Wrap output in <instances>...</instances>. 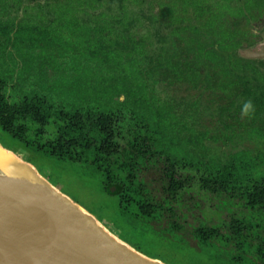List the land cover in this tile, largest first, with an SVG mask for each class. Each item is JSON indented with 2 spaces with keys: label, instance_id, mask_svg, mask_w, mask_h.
<instances>
[{
  "label": "trees",
  "instance_id": "16d2710c",
  "mask_svg": "<svg viewBox=\"0 0 264 264\" xmlns=\"http://www.w3.org/2000/svg\"><path fill=\"white\" fill-rule=\"evenodd\" d=\"M256 4V0H246L245 7L249 10ZM188 5L192 12L187 13ZM156 6L161 9L149 19L157 27L151 37L143 35L140 38L131 34L132 20L123 19V16L109 21L112 27L106 24L104 27H85L86 34H80V23L58 9L57 25H74L69 29L78 30L72 34L75 37H83V50L75 46L73 50L69 49L72 46H67V42H73L69 38L62 40L65 30L60 26L52 27L55 20L44 24L45 20L41 18L39 24L32 25L24 18V25L16 28L12 45L18 53L24 49V57L27 52L31 56L39 48L35 58L41 61L39 67L47 71L45 77L51 81L25 91L17 101L10 102L3 92L5 78L0 76V128L21 144L56 161L78 160L86 163L93 172L100 173L105 193L119 199L121 215L150 216L156 210L167 212L163 203L176 200L177 194L192 179V175L182 176L184 171L195 169L199 172L203 167L198 177L200 189L229 199H246L247 205L257 212L258 220L252 222L232 215L225 225L229 237L219 230V226H201L192 234L201 242H213L222 236L235 248L233 253L228 252L233 261L247 258L249 264H264V72H259L253 61L234 58V50L242 43L236 37L240 31L233 27L237 21L225 20L222 11L229 10V14L239 16L240 8L218 1L208 3L207 0H191L190 3L167 0ZM165 18L168 19L166 23ZM158 24L171 30L162 33ZM13 25L12 20L0 22V34L5 37L13 30ZM187 29L190 35L183 34ZM153 36L159 46L152 54H145L147 46L151 45L146 39ZM25 41H29V45H24ZM56 43L63 44H59L54 56L50 49L53 50ZM75 49L86 58L88 55L92 58L81 64V69L80 64L62 59ZM140 55L147 59L145 73L151 79L150 83L132 89L127 85L131 82L125 71L120 76L100 75L102 69L112 73L123 65L122 59L133 64ZM69 69H73L71 75L67 73ZM94 73H98L97 79L94 83L89 82ZM114 83L118 85L119 93L106 96L103 91L112 90ZM177 83L189 84L193 89L211 90L224 103L205 106L200 111V98L194 97L196 99L182 102L185 106L182 112L185 114L190 108L192 115H179L174 111L177 104L173 100H162L156 93V84L171 86ZM95 86L96 89L102 87V98L116 103L115 110L104 112L83 105L96 99L89 92ZM145 86L150 90L149 95L144 91ZM120 92L138 95V102L132 103L129 98L120 101ZM247 100L253 102L255 112L250 118H242L241 108ZM213 112H216L215 119H208ZM51 117L56 119L57 135L53 141L42 142ZM188 117H192V121L187 120ZM188 123L200 126L199 132L196 134ZM206 123L217 124V132L208 136ZM117 126L125 128V133L118 134L122 142H116ZM235 136L239 140H235ZM207 138L222 143L226 151L207 154L208 149L203 144ZM245 140L262 147L257 148L254 155L250 148L241 144ZM198 145L204 152H194ZM78 148L79 152L76 151ZM87 209L93 213L92 208ZM103 224L107 223L103 221ZM171 227L181 228L176 222H172Z\"/></svg>",
  "mask_w": 264,
  "mask_h": 264
},
{
  "label": "rangeland",
  "instance_id": "374dc122",
  "mask_svg": "<svg viewBox=\"0 0 264 264\" xmlns=\"http://www.w3.org/2000/svg\"><path fill=\"white\" fill-rule=\"evenodd\" d=\"M7 1L8 4L11 2V5H7L4 9V11H6L0 13V20L12 19L16 21L25 18L29 20L30 24H39L38 21L42 18V20H45L44 24H50L51 20L56 18V13H54L53 9L55 0H20V4H16L13 0ZM162 1L166 2L167 0H99L95 1V3L92 0H90V2L88 0H80L79 2L72 1L71 4L75 6L74 13L76 14L77 20L80 22V34H86L85 26L81 23L95 26L98 24H104L107 20L113 22L116 18L118 19L123 16V19L132 20V25L129 27L130 32L135 37L140 38L143 35L151 37L153 34L152 31L157 25L154 21L152 22L149 19V16L157 14L159 7L156 5L158 2ZM190 1L191 0H185L186 3H190ZM207 1L208 3L218 1V3H227L230 6L240 8V13H237L239 16H236V13L235 15L229 14L231 13L229 10H222L225 12H223L225 14V20L237 21L233 27L240 31L236 37L240 38L242 43L234 50V58H242L249 60L250 62L253 61L252 64L258 68V71L264 72V0H256L257 4L254 7L249 8V10L245 7L246 0ZM178 2H180V0H178ZM187 10V13L192 12L193 9L191 5L188 6ZM67 14L71 15L70 12H67ZM192 20L194 21L195 19L193 18ZM160 21L163 22L161 18ZM164 21L166 23L168 19L165 18ZM73 26L74 25L69 24L62 26L66 34L63 35L62 40L66 41L70 36H73L72 34L74 32L78 31L76 29L66 28ZM158 29L165 34L171 30L168 26L162 27V25H159ZM32 33L35 32L33 31ZM183 34L190 35V30H185ZM69 39L72 40L77 49L83 50L81 48L83 37L77 38L73 36ZM153 39L154 36L151 39H146L151 45L147 46L145 54H152V52L156 51V47L159 46V43ZM67 44V46H71L70 41L67 42ZM69 49L73 50L74 48ZM12 59L20 60L18 57L15 58V55H13L12 58L4 57V60L0 59V74L7 72L5 75L6 82L4 83L3 92L8 101H17L25 91L32 88H38L41 83H50L51 78L45 77L47 71L39 69V60L28 58L29 66L24 64L22 67L21 64L17 63L13 65ZM87 59L90 61L92 58L88 55ZM145 64L144 60H142V63L138 68H142ZM83 73L84 72H82V74ZM117 74L118 72L113 75ZM127 77L128 80H133V76L128 74ZM84 78H86V75ZM136 80L139 81L134 82L133 85L131 83H127V85L133 89L136 88L137 85L139 86V84L143 85L146 83V80L142 81V79L140 80L138 78ZM147 82L150 83L151 79H148ZM148 86H145L146 89L144 90L146 91V95L150 94ZM100 88L101 89L96 91V94L98 95L103 91L101 86ZM103 92L109 97L113 93H119L118 85L114 83L112 90H109L108 92L104 90ZM156 93L162 100H173L174 103L177 104H175L174 111L179 115L183 113L182 111L185 108L182 102L187 100L200 98V111H202L205 106L215 107L218 103H224V100H221L211 90L203 87L193 89L189 84L185 83H177L171 86L156 84ZM120 94V101L129 98L132 103L138 102V95L134 97V93L127 94L125 92H120ZM116 99H118V97ZM100 100L101 102L91 100L83 105H89L93 110L104 112H107V109L115 110V108H117L116 103L113 101H107L103 98ZM180 101L181 104L179 105L178 102ZM188 114L192 115L190 108L186 109L184 115L187 116ZM211 114L212 116H207L208 119H215L213 115H216V112ZM191 118L188 117L186 119L191 120ZM55 120L56 119L53 117L49 119L48 124L45 126V132L41 138L42 142L53 141L55 139V136L57 135V122ZM187 125L194 127L196 134L200 130V126L193 125L192 123H188ZM119 126H117V133L115 132L116 142L123 141H121V138L118 135L119 132H122V134L125 133V128L121 129ZM205 127L208 129V136L215 134L218 129L217 124L211 123H206ZM33 129L34 128H32V130ZM187 133L190 134V132ZM32 136L35 137L34 135ZM234 139L239 140L237 136H235ZM0 143L13 149L25 159L32 162L40 173L56 185L58 189L68 194L82 206L84 205V208H92L93 213L101 219L102 223L103 221L104 223H107L104 225L110 231L117 234L135 249L148 256L158 258L168 264H249L247 258H241L240 260L234 261L230 258L231 254H228V252L233 253L235 248L230 242H227L224 237L219 236L213 242H201L192 234L194 229L201 226H219V230L229 237L225 225L230 222L232 215L238 218L251 220L252 222L258 220L257 212L247 205L246 199L240 197L229 199L224 195L211 194L200 189L198 177L200 173H202L203 167L202 170L199 171L200 173L195 169L185 171V174L192 175V179L189 180L190 183L181 190L180 194H177L176 200L172 204L170 203V207L172 209L174 208L172 214H170V212H164L163 210L164 213H160V211L156 210L157 212H154L150 216H138L133 213H122L121 215L118 207L119 199H117L116 196H111L105 193L103 190L104 185L99 179L101 176L100 173L93 172L86 163L70 159L61 162L56 161L41 151H37L32 147L21 144L17 139L13 138L1 128ZM203 144H205L208 149L207 154H217L221 153L222 150H225L222 143L215 142L212 138L204 139ZM241 144L250 148L252 150L251 153L254 155L257 153L258 149L262 147V145L248 140H245ZM241 144L240 146H242ZM76 151L79 152L80 148ZM194 152L198 154L204 151L198 145L195 147ZM177 153L180 154L179 152ZM133 209H136V207H133ZM172 222L179 223L181 228H172ZM254 232L256 233V229H253V233ZM251 257L252 259L254 258L253 261H256L254 255H251Z\"/></svg>",
  "mask_w": 264,
  "mask_h": 264
},
{
  "label": "water",
  "instance_id": "95a60500",
  "mask_svg": "<svg viewBox=\"0 0 264 264\" xmlns=\"http://www.w3.org/2000/svg\"><path fill=\"white\" fill-rule=\"evenodd\" d=\"M0 257L8 264H168L99 218L0 143ZM4 262V263H5ZM3 264V263H2Z\"/></svg>",
  "mask_w": 264,
  "mask_h": 264
},
{
  "label": "flooded vegetation",
  "instance_id": "af4514ba",
  "mask_svg": "<svg viewBox=\"0 0 264 264\" xmlns=\"http://www.w3.org/2000/svg\"><path fill=\"white\" fill-rule=\"evenodd\" d=\"M16 4H20V0H13ZM29 1H31V0H29ZM74 2V1H80V0H68V1H63V0H55V4H54V6H53V9H54V13H56V18H54L53 20H55L54 22H53V25H52V27H58V26H60V25H57V23L56 22H58V24H59V21L58 20H56L57 19V17H58V9H61V11L59 10V12H64L65 11V13H66V11L67 12H70L71 13V15H69V14H67L69 17H72V19L74 18V19H76L77 20V18H76V14L74 13V7L75 6H73L72 4H71V2ZM89 2H90V0H88ZM97 1H99V0H97ZM88 2V3H89ZM163 2V1H162ZM165 2V1H164ZM94 3H95V1H94ZM93 3V4H94ZM9 6V5H11V2L8 4V1L7 0H2L1 2H0V13H3V12H5L4 11V9H5V7L6 6ZM39 5V4H38ZM61 5H64V8H59V6H61ZM189 6V5H188ZM152 7V6H151ZM161 9V7L159 8V10ZM158 10V11H159ZM162 10H165V9H162ZM100 15H103V14H100ZM23 19L24 18H22V19H20V20H12V19H10V20H12L13 22H14V28H13V30L11 31V32H9V34H7L5 37H4V35H2V34H0V59H3L4 60V57H6V58H9V57H13V55H15V58L16 57H18L20 60H14V59H12V64L13 65H15L16 63L17 64H21L22 65V67L24 66V62L25 61H27V66H29V64H28V58H30V59H33V60H39L38 58H35V54H38V52H39V48H36L35 49V52H33L32 53V55L30 56L29 55V53L27 52V55L24 57V49L22 50V51H20L19 53L16 51V49L13 47V41H14V37H15V31H16V28H18L20 25H24L23 24ZM117 19V18H116ZM27 20V19H26ZM103 20V19H102ZM5 21H7V20H0V22H5ZM78 21V20H77ZM98 21V20H97ZM106 21V20H105ZM27 22L29 23V20H27ZM39 22V21H38ZM79 22V21H78ZM80 23V22H79ZM30 24V23H29ZM81 24H83L86 28L87 27H89V28H93V27H104L105 26V24L109 27V26H111V23L109 22V20H107V22L106 23H104V24H98V25H95V26H90V25H86L85 23H81ZM32 25H34V24H32ZM36 26H39V25H36ZM112 27V26H111ZM60 28H62V26H60ZM67 29H69L68 27H67ZM66 35V34H65ZM74 36V35H73ZM73 36H70L69 38H71V37H73ZM7 37H9V40H5V38H7ZM112 37H116V36H112ZM71 40V39H70ZM63 43H66V42H63ZM63 43H56L55 44V46H54V49L53 50H51L50 49V51H52V55H56V53H57V51H56V48L57 47H60L59 46V44L60 45H62ZM73 43H71V46L72 47H70V48H75L74 47V44L72 45ZM24 45H29V41H25V43H24ZM82 48V47H81ZM13 50V51H12ZM13 53V54H12ZM144 56V55H143ZM26 57H28V58H26ZM26 58V60H24ZM63 60H65V61H67L68 63H69V61H73L74 63H77V64H80V69L82 68V66H81V64L82 65H84V62H88L87 61V58L85 57V55L83 56L77 49H75V51H69L63 58H62ZM142 60H144V62L146 63L142 68H138L139 66H140V64L142 63ZM40 61V60H39ZM40 63H41V61H40ZM122 63H123V65H120V66H118L117 67V69L116 70H114L112 73L114 74V73H116V72H118V76H120L122 73H124L123 71H125V73H126V75L127 74H129V75H131V76H133V80H129L131 83H132V85H133V83L134 82H137V81H139V80H136L137 78L138 79H142V81H144V80H146V83L148 84L149 82H147V80L149 79L148 78V75H147V73H145L147 70H148V64H147V59L145 58V57H142V55H140V56H138V59L136 60V62H134L133 64H130L129 62H126V60H124V59H122ZM129 63V64H128ZM125 65V66H124ZM123 66L125 67V69L123 68ZM7 68V67H6ZM29 68V67H28ZM40 69V68H39ZM38 69V70H39ZM12 70V69H11ZM73 72V69H69L68 71H67V73H69L70 75H71V73ZM7 73V72H6ZM6 73H4V74H0V76L2 77V78H5V75H6ZM101 74H103V75H110L111 73L110 72H107L105 69H102V71L100 72V75ZM98 76V73H94V74H92V78H90L89 79V82L90 81H92L93 83H94V81L97 79L96 77ZM6 80V79H5ZM128 80V79H127ZM97 87L95 86L92 90H89V92H90V94H91V96H93V97H95L96 99H94V100H97V101H99V102H101V100L100 99H102V97H101V93L98 95V94H96V91L97 90H99V89H96ZM119 96H121V94L119 95ZM99 98V99H98ZM103 99H105L104 98V96H103ZM61 100V99H60ZM185 172V171H184ZM184 175L183 176H185V175H187V174H185V173H183ZM178 175H180V174H178ZM175 201V200H174ZM173 201V202H174ZM173 202H169L168 204H164L163 203V205H164V207H167V208H171L170 207V203L172 204ZM173 206V205H172ZM167 208H166V211L167 212H170V214H172V211H169V210H167ZM172 209V208H171ZM174 209V208H173ZM177 223V222H176Z\"/></svg>",
  "mask_w": 264,
  "mask_h": 264
},
{
  "label": "clouds",
  "instance_id": "9594fccd",
  "mask_svg": "<svg viewBox=\"0 0 264 264\" xmlns=\"http://www.w3.org/2000/svg\"><path fill=\"white\" fill-rule=\"evenodd\" d=\"M255 112V106L251 100H247L244 102L241 108V117L242 118H250L251 115Z\"/></svg>",
  "mask_w": 264,
  "mask_h": 264
},
{
  "label": "bare ground",
  "instance_id": "6f19581e",
  "mask_svg": "<svg viewBox=\"0 0 264 264\" xmlns=\"http://www.w3.org/2000/svg\"><path fill=\"white\" fill-rule=\"evenodd\" d=\"M17 260L18 259H10L9 261H8V264H10V263H16L17 262ZM5 261L3 260V258L2 257H0V264H6V262L4 263ZM27 264H32V262H31V260L29 259V260H27V262H26ZM24 264V263H23Z\"/></svg>",
  "mask_w": 264,
  "mask_h": 264
}]
</instances>
